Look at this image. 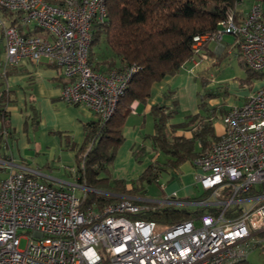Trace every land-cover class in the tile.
I'll return each instance as SVG.
<instances>
[{"label":"built area","instance_id":"built-area-1","mask_svg":"<svg viewBox=\"0 0 264 264\" xmlns=\"http://www.w3.org/2000/svg\"><path fill=\"white\" fill-rule=\"evenodd\" d=\"M0 8L10 13L7 25L0 21L3 73L23 59L53 65L67 80L61 94L67 103L87 106L102 118L114 114L139 67L99 71L89 64L93 27L107 19V0H0ZM226 33L238 43L246 66L264 72V7L256 0L246 14L232 13L214 32L194 37L192 68L208 59L206 42L225 48ZM136 107L134 100L131 111ZM221 118L223 133L208 154L192 161L203 194L195 199L123 196L101 209L83 207L88 187L77 181L52 184L36 171L11 168L0 179V264H233L247 259L264 242V84ZM180 204L211 211L163 225L129 216Z\"/></svg>","mask_w":264,"mask_h":264},{"label":"trees","instance_id":"trees-1","mask_svg":"<svg viewBox=\"0 0 264 264\" xmlns=\"http://www.w3.org/2000/svg\"><path fill=\"white\" fill-rule=\"evenodd\" d=\"M241 1L243 0H107V19L93 27L89 64L99 71L112 68L122 70L131 64H136L139 68L132 74L114 114L107 118L96 114L95 119L84 123L85 138L77 149L75 158L76 181L88 187L83 198V207L101 209L123 196L144 197L145 184L159 183L164 168L178 169L183 162L193 161L210 152L213 143L219 138L212 123L227 109L221 104L209 107L208 99L217 97V93L206 87L208 80L201 78L202 90L198 91L201 113L191 116L189 121L170 123V119L179 111L178 98L173 96L174 91L171 89L164 93L165 99L171 98L170 104L157 103L150 109L155 131L145 135V139H152L154 150L164 152L167 155L166 160L149 163L130 184L124 179L113 178L111 172L117 151L124 141L123 128L131 113L132 102L138 100L147 103L155 83L180 72L194 56L196 35L214 32L219 22L226 20L232 13L236 16L243 15L238 10ZM256 1L261 2L264 7V0ZM102 41L110 53L107 57L96 59L94 46ZM233 45L242 60L235 40ZM203 47L213 53L208 42ZM226 52L228 51L224 50L219 55L220 60ZM248 70L256 75L264 74L250 68ZM8 73V67L4 73L0 70V87L4 86L5 78L2 76L6 77ZM11 92L10 88L0 89V141L12 135L10 111L7 109V105L14 101ZM29 106L32 112L29 119H32L37 130L40 122L39 110L32 103ZM195 121L197 122L193 126L192 136L176 133L178 128H187ZM24 125H28V118ZM26 126L25 130H28ZM3 131L7 132L6 136ZM67 145L72 149L77 148L75 143ZM144 150L141 147L135 152L138 161H141L140 156ZM2 170L0 167V171ZM209 211L211 209L207 207L189 209L175 205H156L129 216L153 220L163 225L178 223ZM233 264L251 263L243 259Z\"/></svg>","mask_w":264,"mask_h":264},{"label":"crops","instance_id":"crops-1","mask_svg":"<svg viewBox=\"0 0 264 264\" xmlns=\"http://www.w3.org/2000/svg\"><path fill=\"white\" fill-rule=\"evenodd\" d=\"M252 2L253 0L247 3L241 1L238 10L246 14ZM213 44H215L214 48ZM217 46L215 42L209 44L213 53L219 51ZM8 69L9 73L4 77V86L0 89H12L11 98L14 101L7 105L10 111L12 135L0 141V167L6 174L13 167L30 169L36 171L41 179L52 184L76 181L75 158L77 149L85 138L84 123L95 119L96 113L87 106L69 104L62 98V89L67 80L58 67L47 63L35 64L23 59L17 64L10 65ZM0 70L2 71V68ZM201 76H204L203 70L192 68V63L187 62L179 73L166 76L153 85L147 103L137 100L136 112L131 111L123 128L124 141L117 151L112 166L113 178L124 179L130 184L139 177L149 163L166 160L167 155L164 152L154 150L152 139H145V135L153 134L155 131L150 109L157 103L170 104L171 98L165 99L164 93L167 89H171L174 91L173 96L178 98L179 111L170 119V123L179 124L189 121L191 116L201 113L198 97ZM216 77L217 74L214 80L209 81L210 83L207 84L209 87L215 84V80H219ZM31 103L36 105L40 114L37 131H28L24 127L25 117L30 112L28 106ZM208 104L209 107L218 105L220 99L210 98ZM234 104L239 103L229 102L225 105L227 106L225 109ZM219 124L221 132L216 133L218 136L224 131V125ZM1 125L0 122V132ZM192 125L178 128L176 133L192 136ZM71 143H75L77 148H70L67 144ZM141 147L145 150L140 156L141 161H138L135 152ZM192 169L191 160L182 163L178 169L168 168L167 174L172 178L167 184H163L167 196L173 195L182 199L194 192L190 182ZM193 183L196 185L195 181Z\"/></svg>","mask_w":264,"mask_h":264},{"label":"rangeland","instance_id":"rangeland-1","mask_svg":"<svg viewBox=\"0 0 264 264\" xmlns=\"http://www.w3.org/2000/svg\"><path fill=\"white\" fill-rule=\"evenodd\" d=\"M244 1L245 3H247L250 0H244ZM254 1L255 0H253V2ZM9 19H10V13L0 8V21H3L7 25ZM39 34L43 35V33L41 32H39ZM2 40H3V27L0 25V57L2 58L0 59V61L2 60L4 64V52H3L4 47H3V43H1ZM233 42H234V37L232 34L229 33L224 34L222 43L226 45L225 48H223L222 50L219 49L217 53L215 52L212 54L211 53L207 54L208 59H205L203 64L194 66V68L196 69L203 70L204 76H201V78H205L208 81H211V79L214 80L217 74L216 79L219 78V80H215V84L213 86L209 87L207 85L206 87L216 91L217 97L220 99V104L222 106L224 105V107L229 102H235V101L238 103L243 102L251 92L255 91L257 88H259L264 84V74L256 75L252 73L251 70H248L246 64L242 60H240V57L237 53V48L233 47L234 46ZM214 47L215 44H213V48ZM224 50L228 52H226L225 56L220 60L219 55H221L224 52ZM94 51H96L97 53L96 59H102L104 57H107L108 53H110L104 41L100 42V44L98 45H95ZM3 64L1 62L0 68L2 69H3ZM2 78L4 79L3 76ZM200 86H201V82H200ZM199 90H202V87H200ZM28 109L30 112L25 117V120L28 118V125L27 126L24 125V127L25 126L28 127V131H34L35 127L32 123V119H29L30 116H32L30 106H28ZM25 120H24V124H25ZM196 122L197 121L191 123L193 124L192 126H194ZM219 123L223 124L220 114L218 115V117H216V120H214L212 123L216 133L221 132V126ZM180 166L181 165H179V167ZM112 168L113 167H111V172H112ZM168 168L169 167L163 169L159 183L145 184L146 187L145 197L151 199H163L167 197V191L163 188V184H167L168 181H170L169 179L172 178L170 175L167 174ZM197 174L198 171L193 165L192 173L190 175V182H192L191 185L194 189V192L191 195L185 197L188 199H183V200L194 199L195 197H198L201 194L202 189L200 188V186L198 184L194 185L193 183L196 180ZM5 175L6 172L4 170L0 171V179L1 177L3 178ZM76 192L82 195L83 193H85V188H77ZM176 206L195 209L194 205L180 204ZM25 242H26L25 240H22L21 247L25 246ZM247 260L251 264H264V242L249 253Z\"/></svg>","mask_w":264,"mask_h":264}]
</instances>
